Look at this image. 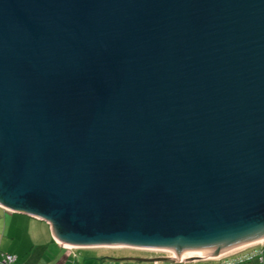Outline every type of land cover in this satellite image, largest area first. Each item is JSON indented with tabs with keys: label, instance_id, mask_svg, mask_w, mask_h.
Returning <instances> with one entry per match:
<instances>
[{
	"label": "water",
	"instance_id": "water-1",
	"mask_svg": "<svg viewBox=\"0 0 264 264\" xmlns=\"http://www.w3.org/2000/svg\"><path fill=\"white\" fill-rule=\"evenodd\" d=\"M0 204L122 261L264 241V0H0Z\"/></svg>",
	"mask_w": 264,
	"mask_h": 264
},
{
	"label": "crops",
	"instance_id": "crops-1",
	"mask_svg": "<svg viewBox=\"0 0 264 264\" xmlns=\"http://www.w3.org/2000/svg\"><path fill=\"white\" fill-rule=\"evenodd\" d=\"M94 247H66L59 245L51 232L50 222L35 216L7 209L0 204V250L14 252L19 264H73V256L79 250ZM120 249H117L119 251ZM109 251L101 250L97 256L82 255V263L87 264L88 258L94 264H115L118 259ZM93 255H96L94 253ZM121 257L119 259H122ZM161 264V262H154ZM0 264H2L0 262Z\"/></svg>",
	"mask_w": 264,
	"mask_h": 264
},
{
	"label": "rangeland",
	"instance_id": "rangeland-1",
	"mask_svg": "<svg viewBox=\"0 0 264 264\" xmlns=\"http://www.w3.org/2000/svg\"><path fill=\"white\" fill-rule=\"evenodd\" d=\"M262 246H264V241L263 242H259L258 244H253L251 246H249L247 249L242 250L241 252H237L235 254H240V253H244V252H249V251H255L259 248H261ZM117 249H120L119 251H117ZM101 250H105V251H109L108 253H106L105 255L111 254L113 258H116L118 260H116L114 263L115 264H155L154 262H145V261H124L122 262V260H120L119 258L121 257H139V256H144V257H151V256H160L162 255V250H158V249H147V248H134V247H109V246H96L93 249L89 248L88 252H86L85 250H79L77 251V253H75V255L73 256V264H83L82 261V255L87 254L89 256H97V252L101 251ZM94 253H96V255H93ZM227 256H222L219 259H207L205 261L200 262V264H223L220 260H224L226 259ZM87 264H94V263H99V260H95L93 261V258H88L86 260ZM210 262V263H209ZM161 264H173L171 262H161ZM187 264H194V261L187 263ZM199 264V263H198Z\"/></svg>",
	"mask_w": 264,
	"mask_h": 264
},
{
	"label": "trees",
	"instance_id": "trees-1",
	"mask_svg": "<svg viewBox=\"0 0 264 264\" xmlns=\"http://www.w3.org/2000/svg\"><path fill=\"white\" fill-rule=\"evenodd\" d=\"M9 254L15 256L14 261H8L7 256ZM220 261L223 264H264V246L255 251H247L244 253L242 252L239 255L233 254L229 257H226V259ZM0 262L2 264H19L18 257L14 252L3 250H0ZM200 262L202 261H196L194 262V264H200Z\"/></svg>",
	"mask_w": 264,
	"mask_h": 264
},
{
	"label": "built area",
	"instance_id": "built-area-1",
	"mask_svg": "<svg viewBox=\"0 0 264 264\" xmlns=\"http://www.w3.org/2000/svg\"><path fill=\"white\" fill-rule=\"evenodd\" d=\"M7 259H8V261H14L15 256L9 254V255L7 256ZM175 264H185V263H184V262H177V263H175Z\"/></svg>",
	"mask_w": 264,
	"mask_h": 264
},
{
	"label": "clouds",
	"instance_id": "clouds-1",
	"mask_svg": "<svg viewBox=\"0 0 264 264\" xmlns=\"http://www.w3.org/2000/svg\"><path fill=\"white\" fill-rule=\"evenodd\" d=\"M173 264H175V263H173Z\"/></svg>",
	"mask_w": 264,
	"mask_h": 264
},
{
	"label": "bare ground",
	"instance_id": "bare-ground-1",
	"mask_svg": "<svg viewBox=\"0 0 264 264\" xmlns=\"http://www.w3.org/2000/svg\"><path fill=\"white\" fill-rule=\"evenodd\" d=\"M259 243V242H258Z\"/></svg>",
	"mask_w": 264,
	"mask_h": 264
}]
</instances>
